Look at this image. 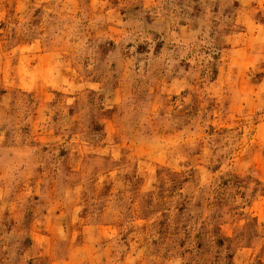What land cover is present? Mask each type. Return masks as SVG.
<instances>
[{
	"label": "rangeland",
	"instance_id": "rangeland-1",
	"mask_svg": "<svg viewBox=\"0 0 264 264\" xmlns=\"http://www.w3.org/2000/svg\"><path fill=\"white\" fill-rule=\"evenodd\" d=\"M0 264H264V0H0Z\"/></svg>",
	"mask_w": 264,
	"mask_h": 264
}]
</instances>
